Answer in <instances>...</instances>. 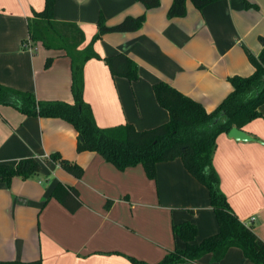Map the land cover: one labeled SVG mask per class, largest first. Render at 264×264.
<instances>
[{
	"label": "crops",
	"instance_id": "obj_1",
	"mask_svg": "<svg viewBox=\"0 0 264 264\" xmlns=\"http://www.w3.org/2000/svg\"><path fill=\"white\" fill-rule=\"evenodd\" d=\"M173 0L152 9L137 0H55L56 20L77 23L88 45L104 15L109 25L128 15L146 13L137 31L109 32L96 41L101 56L123 52L139 65L140 77L130 82L113 77L104 59L84 66V97L100 127L131 123L138 130L161 125L170 114L153 85L166 82L213 111L232 91L229 77L249 76V59L263 48L264 0H216L202 9L187 1V13L170 18ZM45 0H0V83L34 92L40 100L74 103L71 59L62 50L46 49L29 39L28 20ZM48 57L53 61L46 66ZM262 113L242 129L253 139L237 140L221 133L213 163L221 188L244 223H253L264 240V103ZM78 132L62 118L29 116L0 105V163L33 156L42 171L28 179L14 177L10 186L0 178V260L42 264H135L128 256L158 263L185 242L174 223L196 224V241L219 230L209 191L181 158L157 164L155 179L142 165L118 169L95 151H77ZM53 152L84 169L81 177L49 158ZM76 188L82 206L70 212L50 197L59 183ZM109 203V204H108ZM254 264L236 247L221 261L206 255L198 263Z\"/></svg>",
	"mask_w": 264,
	"mask_h": 264
},
{
	"label": "trees",
	"instance_id": "obj_2",
	"mask_svg": "<svg viewBox=\"0 0 264 264\" xmlns=\"http://www.w3.org/2000/svg\"><path fill=\"white\" fill-rule=\"evenodd\" d=\"M146 9L160 6V0H137ZM188 0H173L168 8L170 18L187 13ZM199 9L216 0H190ZM247 7L256 5L245 0ZM55 0H45L44 8L34 11L28 20L29 40L40 43L46 49L64 51L71 59L72 93L74 103L62 100H40L31 91L19 90L0 83V105H10L29 116L57 117L71 123L78 132L77 151H95L118 169L142 165L150 179L156 178L157 164L181 158L186 169L209 191L219 230L197 242L198 229L191 221L174 223L173 233L185 242L184 248H175L155 264L198 263L206 255L214 262L225 258L228 251L239 248L254 264H264V240L254 230L253 223H244L232 209L221 188L213 157L216 140L221 133H229L233 127L243 129L252 120L261 117L260 105L264 103V36L260 37L263 48L258 56L250 53L249 59L255 70L249 76L233 75L228 79L232 91L211 112L190 96L178 91L166 82L153 85L158 103L169 111V120L153 128L138 130L131 123L113 127H100L92 107L84 97V66L92 58L104 59L113 77H124L130 82L140 77L139 65L127 54L120 52L101 57L94 44L109 32L139 30L146 21V13L128 15L119 23L109 25L103 14L98 19V32L90 43L85 42L83 29L73 22L56 20ZM25 46V45H24ZM53 61L48 57L46 66ZM49 158L76 177L84 169L76 162L53 152ZM42 171V163L33 156L19 159L15 163H0V178L10 186L14 177L28 179ZM70 212H76L82 201L76 188L59 182L51 196ZM109 204V203H108ZM128 258L135 264H150L133 256ZM0 264H42V259L0 260Z\"/></svg>",
	"mask_w": 264,
	"mask_h": 264
},
{
	"label": "water",
	"instance_id": "obj_3",
	"mask_svg": "<svg viewBox=\"0 0 264 264\" xmlns=\"http://www.w3.org/2000/svg\"><path fill=\"white\" fill-rule=\"evenodd\" d=\"M229 135L237 140H242V141H248L253 139L249 134H247L245 131L237 127H233L230 130Z\"/></svg>",
	"mask_w": 264,
	"mask_h": 264
},
{
	"label": "built area",
	"instance_id": "obj_4",
	"mask_svg": "<svg viewBox=\"0 0 264 264\" xmlns=\"http://www.w3.org/2000/svg\"><path fill=\"white\" fill-rule=\"evenodd\" d=\"M26 48L30 49V50H34L33 48V44L32 41H28L27 43L24 44Z\"/></svg>",
	"mask_w": 264,
	"mask_h": 264
}]
</instances>
